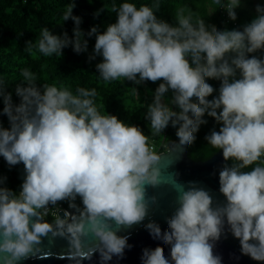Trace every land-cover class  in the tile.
I'll use <instances>...</instances> for the list:
<instances>
[{
    "label": "clouds",
    "instance_id": "1",
    "mask_svg": "<svg viewBox=\"0 0 264 264\" xmlns=\"http://www.w3.org/2000/svg\"><path fill=\"white\" fill-rule=\"evenodd\" d=\"M215 3L231 20L237 19L240 0ZM74 7L71 3L63 14L64 22H74L73 36L43 28L40 53L62 56L69 45L77 54L85 52V35L95 34L89 60L102 56L96 69L104 81H161L145 116L153 135L171 123L179 145L189 146L207 123V114L222 126L205 139L222 150L225 161L235 162L219 172L223 205L213 207L210 193L194 182L187 190L176 181L172 184L178 207L167 218L168 228L162 231L152 220L145 225L153 239L170 246V259L157 245L143 249L142 264H222L213 247L225 224L239 239L243 255L264 261V163L243 171L264 157V59L249 56L264 49V6L257 5V16L242 30H220L206 25L204 18L193 21L184 8L170 24L157 18L153 8L158 10L159 4L137 8L125 2L112 6L116 21L104 32L93 26L87 34ZM22 76L15 88L19 104L0 81L3 113L10 124L0 127V156L10 167L22 162L26 173L19 191L3 186L7 178H0V260L20 264L29 257L51 256L41 247L45 237L66 239L68 250L60 258L72 264L97 253L100 264L122 259L132 245L118 232L144 221L156 202L155 196H146V186L160 183L161 155L138 125L100 113L95 88L80 87L73 94L38 84L28 69ZM206 78L221 81L218 96L211 100L207 97L214 88ZM169 91L171 104L164 101ZM77 197L83 207L75 203ZM61 201L76 211L61 216ZM50 206L56 209L51 222L45 219ZM89 236L96 242L87 243Z\"/></svg>",
    "mask_w": 264,
    "mask_h": 264
},
{
    "label": "trees",
    "instance_id": "2",
    "mask_svg": "<svg viewBox=\"0 0 264 264\" xmlns=\"http://www.w3.org/2000/svg\"><path fill=\"white\" fill-rule=\"evenodd\" d=\"M125 2L133 3L137 8L141 5L152 7L159 4L158 10L153 8L157 18L170 24L176 23V14L181 8L185 9V15L191 11L193 21L198 17L204 18L206 25H215L220 30H242L244 25L253 20L250 10L240 4L235 9L237 24H227L221 7L216 5L215 0H0V81L12 93L14 104L20 103L21 98L16 95L15 88L23 81V69L34 73L38 84L68 89L73 94L80 87L95 88V103L100 113L113 114L126 124L138 125L149 140L160 147L157 152L160 153L168 150L173 141L179 140L176 135L177 128L172 127L171 123L162 133L153 135L150 121L145 119L147 106L153 102L155 89L161 81H146L139 85L126 79L104 81L96 69V64L103 59L102 56L97 55L95 59L89 60L94 50L95 34L90 37L85 35L88 40L87 51L79 54L69 45L63 49L62 56H44L37 47L40 32L45 27L56 35H62L66 31L69 37L73 36L74 22L71 19L63 21V14L71 3L75 4L73 14L82 18L80 28L87 34L93 26L98 28V32H104L108 24L116 21V13L111 11L112 6L119 8ZM222 2L227 3V0ZM251 55L264 59V49L249 54ZM236 78H240L239 71ZM206 79L214 88V92L207 97L211 100L218 96L221 81ZM172 95L171 91L166 93L164 101L171 104ZM3 107V98L0 97V127L8 128L10 124L7 115L3 113ZM173 108L179 111L175 106ZM204 119L207 123L200 126L194 143L185 146L190 158L197 161L207 160L219 151L209 145L205 137L214 129L219 131L222 125L207 114ZM233 163L235 162L230 159L224 166H231ZM262 163L264 157L243 171H251L257 164ZM25 175L22 162L10 167L3 156H0V178H7L3 186L19 191ZM64 203L66 208L72 209L68 201ZM75 203L83 207L79 197ZM48 221L51 222V219Z\"/></svg>",
    "mask_w": 264,
    "mask_h": 264
},
{
    "label": "water",
    "instance_id": "3",
    "mask_svg": "<svg viewBox=\"0 0 264 264\" xmlns=\"http://www.w3.org/2000/svg\"><path fill=\"white\" fill-rule=\"evenodd\" d=\"M157 154L161 155L158 164L161 169L160 183L155 187L146 186V196H155L156 202L150 204L149 213L144 221L131 227H124L118 232V235L129 237L128 243L132 247L125 250L122 259L113 257L109 264H142L143 249H154L157 245L164 248L165 256L170 259V246L161 240L153 239L145 225L152 220L160 225L162 231L168 228L167 218L178 207V193L172 186L175 181L183 185L185 190L190 186V182H194L197 187L207 190L213 197V207H216L217 204L226 203V198L219 191V172L226 162L222 150L207 160L197 161L191 159L188 149L179 145V140H176L170 144L167 151ZM65 211L74 213L76 210L72 208L71 210L65 209ZM60 215L63 216L64 211H61ZM95 242V238L89 236L87 243ZM41 247L44 252H51L52 255L47 258L29 257L22 260L20 264H72L67 258H60L68 250L66 239L56 237L50 241L48 237H45L42 238ZM213 253L221 257L222 264H264V261L253 260L250 256L241 253L239 239L232 235L226 224L220 239L214 242ZM0 264H3L2 260H0ZM82 264H100L99 254H94L91 260H83Z\"/></svg>",
    "mask_w": 264,
    "mask_h": 264
},
{
    "label": "built area",
    "instance_id": "4",
    "mask_svg": "<svg viewBox=\"0 0 264 264\" xmlns=\"http://www.w3.org/2000/svg\"><path fill=\"white\" fill-rule=\"evenodd\" d=\"M221 13H222V15H223V17H224V20L226 21L227 24H231V23H233V24H235V25L237 24V21H236V20L233 21V20H231V19L229 18L228 14H227V12H226V10H225L224 8H221ZM149 142H150V144H151L153 150L157 153L158 150L160 149V147H158V146L155 144V142L152 141V140H149ZM20 189H21V188H20ZM20 189H19V190H20ZM59 206H60L61 211H65V209L70 210V209L66 208L64 201L59 202ZM54 211H56V209L50 206L49 213H48V215H47L45 218H46V219H49V220L51 219V221H52V220L54 219V217L52 216V212H54ZM61 211H60V212H61ZM59 214H60V213H59Z\"/></svg>",
    "mask_w": 264,
    "mask_h": 264
},
{
    "label": "rangeland",
    "instance_id": "5",
    "mask_svg": "<svg viewBox=\"0 0 264 264\" xmlns=\"http://www.w3.org/2000/svg\"><path fill=\"white\" fill-rule=\"evenodd\" d=\"M240 4L250 10L253 19L257 16V5L264 6V0H240Z\"/></svg>",
    "mask_w": 264,
    "mask_h": 264
},
{
    "label": "flooded vegetation",
    "instance_id": "6",
    "mask_svg": "<svg viewBox=\"0 0 264 264\" xmlns=\"http://www.w3.org/2000/svg\"><path fill=\"white\" fill-rule=\"evenodd\" d=\"M167 151V150H166ZM153 215V214H152ZM149 216H151V215H149ZM46 219V218H45ZM46 220H48V219H46ZM50 222V221H49Z\"/></svg>",
    "mask_w": 264,
    "mask_h": 264
}]
</instances>
